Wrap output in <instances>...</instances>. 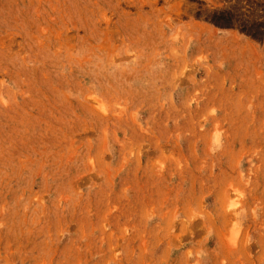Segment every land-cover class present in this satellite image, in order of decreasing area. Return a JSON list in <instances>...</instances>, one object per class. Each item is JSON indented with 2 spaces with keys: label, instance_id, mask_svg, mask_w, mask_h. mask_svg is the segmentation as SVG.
<instances>
[{
  "label": "rangeland",
  "instance_id": "1",
  "mask_svg": "<svg viewBox=\"0 0 264 264\" xmlns=\"http://www.w3.org/2000/svg\"><path fill=\"white\" fill-rule=\"evenodd\" d=\"M0 264H264V0H0Z\"/></svg>",
  "mask_w": 264,
  "mask_h": 264
},
{
  "label": "bare ground",
  "instance_id": "2",
  "mask_svg": "<svg viewBox=\"0 0 264 264\" xmlns=\"http://www.w3.org/2000/svg\"><path fill=\"white\" fill-rule=\"evenodd\" d=\"M236 210V209H235ZM237 216V215H236ZM234 218V217H233Z\"/></svg>",
  "mask_w": 264,
  "mask_h": 264
}]
</instances>
